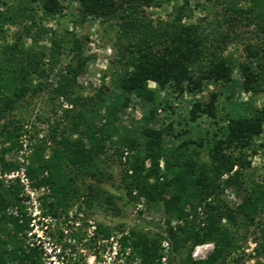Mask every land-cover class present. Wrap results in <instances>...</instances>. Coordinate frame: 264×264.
<instances>
[{"label":"trees","instance_id":"trees-1","mask_svg":"<svg viewBox=\"0 0 264 264\" xmlns=\"http://www.w3.org/2000/svg\"><path fill=\"white\" fill-rule=\"evenodd\" d=\"M73 1L76 14L74 2L0 0V171L17 167L5 154L26 142L25 173L35 187L48 189L40 197L53 215L79 198L88 209L103 203L114 215L122 211L119 200H142L146 208L160 204L163 226L140 218L139 229L131 227L121 238L138 264H159L162 240L170 242L172 254L187 248L184 264L242 263L243 254L233 253L250 226L258 230H251L253 256L264 264V218H258L264 216V178L247 176L251 156L262 146L255 138L263 132L264 104L241 108L242 102L229 101L235 68L241 91L264 92V0H207L211 13L195 21L185 20L192 18L189 0L167 18L146 11L161 0ZM63 17L70 30L45 24ZM89 18L103 24L105 33L113 32L108 68L114 69L115 88L102 84L83 96L78 76L92 55L85 53L89 36L75 27ZM7 24L18 26L11 41ZM241 40L244 57L236 61L225 51ZM39 95L49 99L56 117L46 118L47 132L33 138L27 126L36 133L35 124L17 112L30 105L21 104L27 97ZM185 95L181 113L172 98ZM131 96L144 106V119L127 126L119 123L118 113ZM203 117L208 127L191 138V125ZM109 161L123 166L116 193L103 187L113 178ZM21 189L17 178L0 177V264H43L37 247L25 245L20 236L30 221ZM228 190L239 200L230 202ZM96 232L109 235L101 223ZM209 241L214 245L208 256L191 259L192 247Z\"/></svg>","mask_w":264,"mask_h":264},{"label":"rangeland","instance_id":"rangeland-1","mask_svg":"<svg viewBox=\"0 0 264 264\" xmlns=\"http://www.w3.org/2000/svg\"><path fill=\"white\" fill-rule=\"evenodd\" d=\"M64 4H68L70 2H74L73 0H61ZM183 0H161L157 5L150 6L146 8V11L149 16L152 18H167L169 14L172 12L175 6H179L182 4ZM76 2L73 3L72 11L74 14L77 11L74 9L76 7ZM189 8L192 13V18L185 19L189 21H195L207 14L211 13L212 6L207 0H189ZM189 12V11H187ZM47 26H52L55 28L63 29L68 28L69 30L73 27L69 22L68 17L52 19L45 23ZM18 29L17 25L7 24L6 25V36L7 40L11 41L13 36ZM105 27L103 24H100L97 19H87L81 25L75 27V30L78 34L88 35L89 41L85 46V53L88 55H92V58L87 62L83 73L78 76V83L81 84V94L83 96L93 95L95 91L102 86H106L109 90L114 89L113 83V68H108V60L113 57L114 50L111 45V38L113 37V32L104 31ZM30 40L26 39V44H29ZM226 54H232L236 61H240L244 57V49L242 40L240 42H233L229 44L225 51ZM106 74L104 78L103 75ZM233 77L236 79V87L233 93L232 98L229 101L232 102H242L243 107L241 108H249L250 105H254L260 107L264 104V92H259L258 94L250 95L249 93H245L241 91L238 83L241 80V76L239 70L235 68L233 72ZM153 85L152 82H150ZM198 98V96H195ZM189 99L188 95L182 100L174 99L172 100L178 105L179 111L182 113V106L187 105V100ZM62 101V100H61ZM24 106H26L24 110L21 112H17V115L20 117L25 116L26 119L35 124L36 133L33 127L27 126L34 135L33 138H41L47 132V124L45 123V119L50 117L54 118L56 115L53 114L54 109H52V103L49 99L44 95H39L37 97H27L25 101H22ZM63 106H67V104L63 101ZM249 110V109H248ZM143 111L144 106L142 103L135 98L134 96L130 97L128 107L118 113V121L123 125H139L143 123ZM60 109L58 108L57 114H60ZM39 116V119H37ZM179 118L182 115L178 116ZM53 120V119H52ZM51 120V121H52ZM223 122L220 121L219 124ZM30 124V123H29ZM209 120L201 118L191 125V138L196 139L203 133V131L208 127ZM24 137V136H22ZM167 143L171 140L167 137ZM256 143H262V146L258 148L257 152L251 156V168L247 170V176L253 178L254 180H260L264 178V125L263 132L259 134L255 138ZM25 143L23 142V149L17 151H10L5 154V159L8 161L15 162L16 168L10 171L4 172H25V162L23 159V155L28 151L25 150ZM202 158L206 159L207 156L205 153H202ZM124 160V158H122ZM123 166L117 161H109L107 170L112 172L113 178L111 181L103 183V187L107 190L116 193L118 192L116 186L119 183L120 173L122 171ZM1 170V169H0ZM2 173V171H0ZM26 174V173H25ZM27 176V175H26ZM28 177V176H27ZM30 181V185L35 187L33 180L28 177ZM5 182L7 179H5ZM20 184V183H19ZM21 185V184H20ZM22 186V185H21ZM37 190L40 205L38 206V210L33 215V204L28 202V197L26 196L25 190L22 188L20 194L24 197L23 205L25 207V211L27 215L30 217V222L28 224V228L20 234L22 240L25 245H30V242L34 243V246L40 251L41 261L45 259V255L43 252H47L49 248L53 250H57L61 247V252L68 251L70 253L69 256L75 257L79 259L78 262L82 260H86L88 255L91 252L99 253L101 248V243L98 242V238H103L105 235L103 232H96L94 230L95 235H90V231H93L91 228L90 220L93 221V224L97 227V224L101 223L105 227L108 228L109 234L119 235V233H124L129 231L131 227H136L140 218L147 221V223L151 225L163 226V220L166 217L165 212L160 204H156L153 207H145L142 203V200L138 201H129L125 202L122 200L118 201V204L121 206L122 211L114 215L111 210H104V205L101 203L100 205L94 203L91 208H86L83 202V198L77 199L73 204L69 205L65 210L58 212L56 215L49 213L47 207L42 201L40 197L42 194L46 195L49 193L48 189L45 186L35 187ZM225 196L228 198L230 202H236L239 198L230 190L225 192ZM49 198L46 199L48 202ZM141 206L142 212L135 213V208ZM34 218V220H31ZM258 218L263 219L264 216H258ZM33 224L30 226V224ZM122 224V228L115 227L116 225ZM171 224H175V221L172 220ZM147 227V226H145ZM255 226H250L247 232L246 240H239L241 243V248L233 253V256H239V254H243L242 263L236 264H263V260L255 258L253 256V246L254 242L251 239L253 237L251 230L255 229ZM139 229V228H137ZM143 230H147L142 228ZM258 232L257 229H255ZM30 231V233H27ZM126 233V234H127ZM101 234V235H99ZM125 234V235H126ZM166 241L167 243L165 244ZM29 242V243H27ZM38 243V244H36ZM214 243L203 242L199 244H195L190 250V257L194 260L204 259L208 256V254L212 251ZM123 248H129L128 263L131 264V261H135L136 264L140 261L139 257L133 251L132 247L129 243L122 241ZM161 252L162 256H165V264H184L181 260H185L188 257V250L186 247L181 248L178 254L171 253V244L168 240L161 241ZM258 260H260L258 262ZM68 261H72L70 258ZM162 264V260L160 259V263ZM185 264H190L189 262Z\"/></svg>","mask_w":264,"mask_h":264},{"label":"built area","instance_id":"built-area-1","mask_svg":"<svg viewBox=\"0 0 264 264\" xmlns=\"http://www.w3.org/2000/svg\"><path fill=\"white\" fill-rule=\"evenodd\" d=\"M0 177H3L7 180L14 181L16 178L18 179L19 183L22 185V188L26 192V196L28 197V202L33 204V210L35 212L38 210V206L40 205L38 196L40 194H37V190L35 187H32L30 185V181L28 177L26 176L25 172H2L0 173ZM141 206H138L135 208V213L137 210H139ZM31 220H34L32 218ZM30 222V221H29ZM138 222V220H137ZM91 228L93 231H90V235L94 236L96 232V226L93 224V221L90 220ZM33 224L31 223L30 226ZM147 229V227H144ZM27 233H30L28 231ZM127 232L119 233V235L109 234L108 236H104L103 238H98V242L101 243V248L98 254L95 252H91L86 260H82L81 262H78L79 259H76L75 257L69 256L70 253L68 251L61 252V247L57 250H53L52 248L47 251L43 252V255H45V259L43 260V264H127L128 263V257L129 255V248H123L122 246V236L125 235ZM30 235H33L32 232ZM101 235V234H99ZM165 244L167 243L164 241ZM29 243V242H27ZM38 244V243H36ZM30 245L34 246V243L30 242ZM70 258H72V261H68ZM165 256H161L162 264H165ZM131 264H136L135 261H131Z\"/></svg>","mask_w":264,"mask_h":264}]
</instances>
